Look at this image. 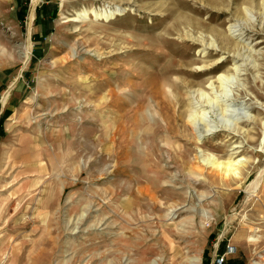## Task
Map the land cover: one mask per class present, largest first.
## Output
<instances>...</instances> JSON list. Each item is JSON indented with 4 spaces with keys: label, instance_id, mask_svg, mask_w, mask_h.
I'll list each match as a JSON object with an SVG mask.
<instances>
[{
    "label": "rangeland",
    "instance_id": "1",
    "mask_svg": "<svg viewBox=\"0 0 264 264\" xmlns=\"http://www.w3.org/2000/svg\"><path fill=\"white\" fill-rule=\"evenodd\" d=\"M216 257L264 264V0H0V260Z\"/></svg>",
    "mask_w": 264,
    "mask_h": 264
},
{
    "label": "bare ground",
    "instance_id": "2",
    "mask_svg": "<svg viewBox=\"0 0 264 264\" xmlns=\"http://www.w3.org/2000/svg\"><path fill=\"white\" fill-rule=\"evenodd\" d=\"M118 12V6H116L114 9H107L106 7L102 10H100L99 12H95L96 15H97V18H102V16L104 14H108V13H117ZM84 14V13H83ZM34 17H35V13H34V10L31 9L30 11V14H29V24L32 25L33 23V20H34ZM220 36V35H219ZM218 40V39H217ZM225 42V41H224ZM28 47V46H27ZM72 53V52H71ZM28 55V54H27ZM3 57V56H2ZM224 77V76H223ZM122 90V89H121ZM7 91L3 94V98L5 99L6 96H7ZM162 96L164 99H167V96L165 94V91L162 90ZM168 100V99H167ZM152 113V112H151ZM192 115L194 116H197L195 113H193ZM195 126L196 125H200V123H198V121L196 120V123L194 124ZM197 127V126H196ZM200 148V147H199ZM182 149V148H181ZM168 155V154H167ZM213 157V156H212ZM194 158V157H193ZM205 159V158H204ZM196 160V159H195ZM204 162V161H203ZM209 162L212 164V165H216V167H221L223 168V171L224 173H227V175H233V176H236L238 177V179H241V177H239L241 175V173L239 174V172H241L240 169H238L237 167H234L232 168V164L230 162H216L215 159H209ZM164 164V163H163ZM210 167V166H209ZM221 168V169H222ZM195 170V168H194ZM194 170H191V171H194ZM196 171V170H195ZM191 173V172H190ZM221 175V174H220ZM226 176V175H225ZM242 176V175H241ZM146 195V194H145ZM226 223V222H225ZM227 230V229H226ZM225 230V231H226ZM224 234V233H223ZM170 243H172V240H169Z\"/></svg>",
    "mask_w": 264,
    "mask_h": 264
},
{
    "label": "built area",
    "instance_id": "3",
    "mask_svg": "<svg viewBox=\"0 0 264 264\" xmlns=\"http://www.w3.org/2000/svg\"><path fill=\"white\" fill-rule=\"evenodd\" d=\"M224 257H216L213 260V264H221L223 262ZM5 261L0 260V264H5Z\"/></svg>",
    "mask_w": 264,
    "mask_h": 264
}]
</instances>
